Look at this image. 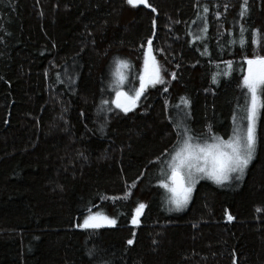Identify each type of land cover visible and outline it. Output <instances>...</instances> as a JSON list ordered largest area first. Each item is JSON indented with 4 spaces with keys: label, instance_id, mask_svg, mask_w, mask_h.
I'll use <instances>...</instances> for the list:
<instances>
[{
    "label": "trees",
    "instance_id": "16d2710c",
    "mask_svg": "<svg viewBox=\"0 0 264 264\" xmlns=\"http://www.w3.org/2000/svg\"><path fill=\"white\" fill-rule=\"evenodd\" d=\"M147 2L0 0V264H264V107L240 180L201 181L183 213L159 187L185 111L200 140L230 136L244 104L241 26L258 30L262 51L264 0H247L243 21V0ZM149 37L165 83L125 114L111 104L116 61L129 65L121 90L139 87ZM97 212L116 224L77 227Z\"/></svg>",
    "mask_w": 264,
    "mask_h": 264
},
{
    "label": "snow or ice",
    "instance_id": "6c2138e0",
    "mask_svg": "<svg viewBox=\"0 0 264 264\" xmlns=\"http://www.w3.org/2000/svg\"><path fill=\"white\" fill-rule=\"evenodd\" d=\"M125 3L132 8L143 4L145 8L151 5L147 0H125ZM227 7V6H225ZM156 12L155 8H151ZM203 11L208 12V7L204 6ZM247 0H243L240 4L239 16L243 21L247 13ZM204 22L203 31H207L208 23L206 17L200 18ZM156 22L153 21L155 30ZM251 32V44L253 46V54L249 58L245 54L246 44L244 39L245 32ZM231 34V33H229ZM258 30H249L241 26L240 44L242 48V79L240 87L246 89L243 93L244 104L240 106L242 115L233 116L234 129L233 135L228 140H220L215 134L211 137L205 136L203 140L195 137L191 129L183 119L173 121V130L176 133V143L171 150L162 154L165 159L161 162L162 179L159 187L167 193L165 203L170 210L181 211L192 198L193 188L196 183L203 179L212 182L217 186L228 184L231 180H240L252 161L257 149V120L261 115V108L264 107V54L257 51V46L261 45V39H258ZM196 39H200L199 36ZM148 47H143V68L139 73V87L133 85L131 89L124 91L121 86L124 85L126 77L122 69L128 68L129 65L123 60L116 61L113 77L115 80V99L111 100V104L116 109L127 114L137 107L141 97L146 90L156 85L165 83L162 76V68L158 65L153 55V40L151 37L147 39ZM208 48L205 47L206 53ZM228 69H232V63L226 62ZM229 73L224 72L227 76ZM173 79L175 76L173 74ZM213 83L216 79L213 78ZM164 91H168L164 88ZM185 107L188 101L181 98ZM109 100H101V105H108ZM110 111V109H102ZM246 120V124L244 121ZM159 159V158H158ZM166 165V169L164 167ZM127 195V192L125 193ZM145 204L139 203L135 209V213L131 217V224L135 227L139 224L140 214L143 212ZM257 211H260L257 209ZM227 219L231 221L233 217L227 215ZM116 224L115 219H111L106 215L97 212L89 214L83 218L82 223H78L77 227L86 230L100 229L105 226H113ZM135 235V233H133ZM127 244L132 245L133 240H127Z\"/></svg>",
    "mask_w": 264,
    "mask_h": 264
},
{
    "label": "rangeland",
    "instance_id": "374dc122",
    "mask_svg": "<svg viewBox=\"0 0 264 264\" xmlns=\"http://www.w3.org/2000/svg\"><path fill=\"white\" fill-rule=\"evenodd\" d=\"M137 7H143V4H140V5H137ZM245 67H246V65H245ZM224 72H228L229 74L227 75V76H225L224 75ZM232 73H233V69H228V67H227V65L224 67V68H222V72H221V74H220V76H219V79L218 80H220L222 77H224V78H228V77H230L231 75H232ZM243 93H246V89H242V94ZM114 99H115V97H114ZM175 111H176V113H178V115L179 116H181V113H183L182 112V110L181 109H178V108H175ZM185 113H186V111H185ZM185 113H183V115H184V118L182 117V119H187V116H185ZM237 117H239L240 115H242V113H241V110H240V106H238L237 108H236V111H235V113H234ZM234 116V115H233ZM258 121H259V118H258V120H257V125H258ZM186 123H187V121H186ZM244 124H246V120L244 121ZM233 129H234V121H233V117H232V123H231V130H230V132H231V134H230V136L229 137H231L232 135H233ZM229 137L228 138H226L225 140H228L229 139ZM220 140H222V139H220ZM254 158V157H253ZM253 160V159H252ZM251 164V162L249 163V165ZM164 167H165V169H166V165H164ZM161 170V169H160ZM160 173V180L162 179V174H161V171L159 172ZM201 181H207V180H203V179H201V180H199L197 183H196V185H195V187L193 188V192H192V196H193V193H194V191H195V189L197 188V186L199 185V183H201ZM208 182H210V181H208ZM212 183V182H211ZM193 198V197H192ZM192 198L189 200V202H188V205L183 209V210H181V211H175V210H173L174 212H179V213H183V212H185V211H187V208L189 207V204L191 203V201H192Z\"/></svg>",
    "mask_w": 264,
    "mask_h": 264
}]
</instances>
